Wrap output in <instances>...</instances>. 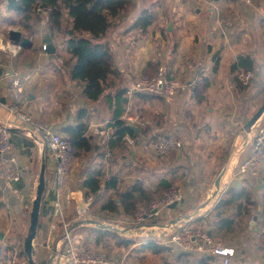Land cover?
Here are the masks:
<instances>
[{
  "label": "crops",
  "instance_id": "0c3cea01",
  "mask_svg": "<svg viewBox=\"0 0 264 264\" xmlns=\"http://www.w3.org/2000/svg\"><path fill=\"white\" fill-rule=\"evenodd\" d=\"M182 1L185 3L179 8L181 10L155 4L156 0H134L132 6L120 11L114 18L117 28L105 36L113 43L114 73L106 80L104 96L99 100H89L84 95L83 87L71 81L68 70L72 65H66V58L60 55L68 56L64 50L63 35L61 38L59 33L52 35L47 31L46 21L49 16L45 12L46 8L39 9L44 19L34 24L32 29H28L19 20L20 14L10 8L9 0H0V93L7 102L11 101L14 92L12 82L14 78L19 77L23 84L19 104L32 117V121L27 123L17 118H8L5 106L0 103V127H6L12 136V148L6 155L14 157L16 164L22 169V177L16 183L7 184L0 177V208H7L10 215L18 220L17 224L15 221L12 224L4 223L0 228V232H4L5 236L16 235L18 239L17 246L0 239V262L6 260L7 257L4 256L11 250H23L27 256L22 246L26 234L18 228L27 220V213L31 221L33 205L30 210L29 193L36 187L37 194L44 163L45 190L34 239V256L41 261L48 258V264H55L52 259L54 251L57 246L63 244L65 220L79 226L86 246L103 251L112 260V264H152L143 256L136 257L139 253L144 255L145 252L158 254L150 249L139 248L141 243H146V237L126 235L120 231L121 225H114L120 224L119 218L128 215L123 211L107 212L92 204L97 198H107L113 194L114 188L125 191L141 181L147 188L155 189L162 179L178 178L174 184L181 187L185 198L182 211H169L168 219H172L168 222L173 223L174 219L182 217V220L173 224L197 226L196 220L205 218L218 197L226 191L219 194L203 215L185 218L187 209L194 208L191 211L193 213L208 199L210 192L215 191L213 188H216L215 181L219 173L213 177L208 158L214 165L220 162L218 165L222 166L234 151L233 164L223 186H239L246 182L244 178L255 177L252 175L257 172L250 171L249 175H239L232 167L235 168L236 162L247 155L256 130L260 125H264L263 113L257 129H245L246 122L264 102V21L261 20L264 19V0H187L188 3L186 0ZM191 2L198 4L196 11L201 14L200 21L195 23L199 30L212 29L214 34L222 29L224 36L214 37L209 34V38L202 39L208 40L202 42L201 52L198 51L189 61L184 58L181 61V57L177 56L173 49L169 50L170 45L168 50L163 48L164 36H161V30L165 26L170 32L172 29L170 30L169 26L172 22L167 23L166 17L169 15L172 21L179 11L182 16H187ZM145 8L150 9L153 15L146 31L142 32V29L133 28V25ZM209 15L216 18L213 24L202 19ZM182 25L187 23L182 20ZM11 29L20 30L25 37L32 40V45L21 47L16 56H12L9 50L5 49L7 43L14 42L9 36ZM48 35L54 46L52 51L48 50V47L45 50L42 48L43 44L49 43L46 39ZM239 56L249 57L247 63L250 65L252 62L250 69L237 63ZM148 63H153L156 71L164 68L167 76L181 77L187 83L186 88L171 97L132 91L139 70L144 72ZM247 70L254 74L249 84H243L240 79L236 80L239 78V72ZM200 72L204 74L208 85L201 94L202 100L198 101L197 97L195 100L191 98L189 83ZM80 109L86 110L83 120L88 123L87 136L92 148H83L72 155L71 172L63 188L59 206L52 187L55 161L45 143V130L67 116H70L67 126L77 124ZM118 118L133 126L138 135L131 136L127 133L120 137L116 134L114 125ZM64 130L59 133L67 137ZM26 132L35 135L31 137ZM127 135L132 142L126 139ZM162 135L182 140V149L172 152L169 157H156L149 145ZM93 171H99L101 189L98 194L92 193L90 188L84 185L87 176ZM107 181H115V187L105 188ZM251 184L255 195L259 196L264 184ZM86 192L89 193L88 197L85 196ZM190 199H195L197 203L189 202ZM82 203H88L89 212L82 220L75 222L76 207ZM255 216V223L251 222L250 228L254 229L255 234L264 236V217L256 214L252 215V220ZM154 217L163 219L164 222L168 220L160 215ZM105 218L110 219L112 224H99V220ZM0 219L5 220L1 211ZM152 220L149 225L164 223ZM257 224H262V227ZM203 226L212 228L207 224ZM152 227L154 228H145L144 232H159L155 225ZM142 230L143 228L134 226L132 231L141 233ZM110 231L133 240V243L118 244L117 240L109 235ZM247 233L248 230L236 240L233 237L230 240L224 238L225 244L240 247L239 255L230 264H264V239L257 243ZM150 241L152 242H148ZM172 252V262L167 261L169 264H222L221 258L215 255L196 252L176 256L174 250Z\"/></svg>",
  "mask_w": 264,
  "mask_h": 264
},
{
  "label": "trees",
  "instance_id": "16d2710c",
  "mask_svg": "<svg viewBox=\"0 0 264 264\" xmlns=\"http://www.w3.org/2000/svg\"><path fill=\"white\" fill-rule=\"evenodd\" d=\"M133 3L134 0H9L10 8L20 14L19 20L28 29H32L34 24L44 19L39 9H51L46 21L47 31H50L52 35L63 33L64 50L68 56L60 55L66 58V65H72L68 70L71 81L83 87L84 95L89 100H99L105 94L106 80L114 73L115 64L113 43L105 36L117 28L114 18L121 10L129 8ZM152 15L151 10L145 8L133 28L138 27L142 29V32L146 31V27L151 23ZM248 60V56H239L237 63L250 69L252 62L249 65ZM155 71V65L148 63L144 73L151 76ZM207 85L208 81L205 78V81L198 86V101L202 100L201 94ZM85 116L86 110L80 109L77 124L68 125L64 130L73 147L74 155L83 148H92L87 136L88 123L83 120ZM114 127L115 133L120 137L127 133L131 136L138 135L133 126L124 119L118 118ZM251 179L249 178L237 187L230 186L218 197L207 216L196 220V225L207 224L212 227L209 230L211 234L217 238H225L226 235L236 232L241 227L240 223L243 219L256 214L263 218L264 188L260 189L259 196H256ZM177 181L178 178L162 179L155 189H149L143 182L138 181L125 191L114 188L113 194L107 198H97L92 204L98 205L107 212L123 211L124 214L132 216L141 205L146 206L153 203ZM84 185L88 186L92 193L98 194L101 189L99 171L90 173ZM110 187H115V181L106 182L105 188ZM85 196L88 197L89 193L86 192ZM108 233L120 245L133 243V240L124 238L115 232ZM139 248L141 250L150 249L154 253H162L170 249L168 246L153 241L141 243ZM203 258L206 257L203 256Z\"/></svg>",
  "mask_w": 264,
  "mask_h": 264
},
{
  "label": "built area",
  "instance_id": "2783aa9c",
  "mask_svg": "<svg viewBox=\"0 0 264 264\" xmlns=\"http://www.w3.org/2000/svg\"><path fill=\"white\" fill-rule=\"evenodd\" d=\"M47 16L50 15L51 9L46 8ZM48 45L43 44L42 48L47 49ZM12 56H16L21 49L20 44L9 42L5 46ZM243 84H249L254 77L250 71H241L238 74ZM205 81L204 74H199L190 81L191 98L197 97V88ZM13 94L12 100L6 101L0 93V103L7 110L8 118H17L23 123L32 121L31 115L19 104L20 96L23 92V84L19 77L14 78L12 82ZM187 86L179 77H168L164 68H159L155 74L149 76L142 70H139L138 76L132 85V91H145L153 95H163L165 97L175 96L182 92ZM27 135L33 137L35 134L26 132ZM45 139L49 147L51 155L55 161L54 183L52 187L57 196V204L60 206L63 195V188L68 180L72 167L73 147L67 137L57 132L53 134L49 129L45 130ZM126 139L132 142L127 135ZM183 147L182 140L162 135L150 143L149 149L156 157H169L172 152L181 150ZM12 148V136L6 127H0V177L7 184L18 182L22 177V169L16 164L14 157H7V153ZM234 153V151H233ZM238 173H249L250 171L259 172L264 167V125L258 127L257 133L250 144L249 151L246 156L241 157L236 162ZM235 170L234 167H232ZM187 172V170H186ZM185 195L177 184H172L167 191L157 200L145 207H139L134 215L119 218L120 231L126 235L146 237V242L152 240L164 246H170L173 250L175 244L181 248L193 249L202 255H215L221 258L222 264H230L234 258L239 255L240 247L227 245L224 241L219 240L210 233V229L206 226L195 225H178L170 223L172 218L168 219V213L172 210L171 204L179 205L184 201ZM89 212L88 203H82L76 207L75 222L80 221ZM163 216L167 220L161 225H149V221L154 216ZM117 218L115 214H112ZM159 228V232H144V229ZM134 226L143 228L141 233L132 231ZM52 259L55 264H112V260L108 258L101 250L90 249L86 246L83 235L79 231V226L73 224L70 220L63 221V244L57 246Z\"/></svg>",
  "mask_w": 264,
  "mask_h": 264
},
{
  "label": "rangeland",
  "instance_id": "374dc122",
  "mask_svg": "<svg viewBox=\"0 0 264 264\" xmlns=\"http://www.w3.org/2000/svg\"><path fill=\"white\" fill-rule=\"evenodd\" d=\"M260 1L263 2V0H260ZM186 2L188 3L189 1L186 0ZM157 3L162 4V5H166L169 8L176 7L177 10H181L179 8H182L183 1L182 0H156L155 4H157ZM184 3H183V5H184ZM197 6H198V4L194 5L193 2H191V5L188 8V10H189L188 11V15L187 16L186 15L182 16V13H180V11H179V13H177L174 16L172 21H171L169 15L166 14V15H168V18L166 17L167 23L169 21L172 22L171 24H173V28L170 31L171 33L167 29H165V26L161 30V36H164V40H163V42H164L163 46L164 47L163 48H166L168 50V47L170 45L169 50L173 49V51H175L177 56L181 57V61H182V58L186 59L187 61H189L190 59H193L195 57V55L198 54V51L201 52V50H202V42L203 41L206 42L208 40V39H206V40H202V39L203 38H209L208 35L209 34H213V30L212 29L211 30H208V29L199 30V27L195 25V23L199 22L200 19H201L200 11H196ZM202 19H204L206 22H210V23L213 24L216 18L213 15L212 16L209 15L207 17H203ZM182 20H183V22L187 23V25H182ZM261 20L264 21V19H261ZM66 23L67 22L65 21V25H67ZM175 29H176V31H175ZM149 31H151V30H149ZM172 31H175V32H172ZM200 34H201V37H200ZM62 35H63V33L60 34L61 38H62ZM213 35H214V37L224 36L223 30L221 29L219 33L215 31ZM199 74H202V72H200ZM168 77H173V76H168ZM179 78L182 80L181 77H179ZM237 79H239V78H236V80ZM183 82H185V81H183ZM256 129H257V126H256ZM256 133H257V130H256ZM231 140H233V137H232ZM46 141L47 140L45 139V143H46ZM244 154H246V153H244ZM207 161H208V166L210 167V169L212 168L213 177H215V175L217 173H220L221 169L224 167V165H222V166L218 165L220 162L217 163V165H214L213 162H211L210 158H208ZM175 169L178 170L180 168L179 167H175ZM237 169H238V167L237 168L235 167L234 171L237 174L242 175V173H238L237 172L238 171ZM249 173L247 175H249ZM180 176H182V173H181ZM252 176H255V177H251L252 178L251 180L256 185H258L259 183H263L264 184V167L262 168V170H260L259 172L255 173ZM244 180L247 181L248 179L244 178ZM226 187L229 188L230 185H228V184L224 185L222 190H221V193L224 190H227ZM235 187H237V186H235ZM213 190H215V188H213ZM212 192L213 191L210 192L209 197L212 196ZM204 194H205V192H204ZM35 197H36V187H34L33 191L29 193V206L28 207L30 208V210L32 209L33 200L35 199ZM201 197H202V194H201ZM195 201H196L195 199H190L189 200V202H192V203H194ZM195 203H197V202H195ZM196 206L198 207V204ZM141 207H145V205H141L140 208ZM172 209H176V210L178 209V210L182 211V202L179 205L175 204V206ZM192 209H194V208L187 209L185 214H191ZM0 211L2 212L3 217L5 218V220H1L0 219V228L4 226V223L12 224L14 221L16 222V224L18 223V220L16 218H13L10 215L9 210L7 208L1 207ZM174 213H175V211H174ZM26 217H27V220L23 222V225L21 223L20 228H18V229L23 230L25 232L24 234L27 235V232L29 230V224H30V216H29L28 213L26 214ZM152 219H153L152 221L156 220L157 222H159L158 220H160L162 222L165 221L163 219L156 218V217H153ZM252 219H253V217L243 219L242 222L240 223L241 227L238 228L236 232L226 235L225 238H227V240H230L231 237H233V238H235L234 240H236L239 237L241 238V236L244 234V232L248 230L249 233H247V234L251 235V237H253L255 242L260 241V239L263 240L264 239L263 234H258V233L255 234L254 233V229L250 228ZM99 222H100L99 224H102L103 222L106 223V224H112V221L110 219L108 220L107 218L100 219ZM114 225H120V224L119 223H115ZM257 225L259 227H262V224H257ZM219 240L224 241V238H219ZM22 246H24V245H22ZM168 247H170V246H168ZM261 248H263V247H261ZM109 249H110V247H108L107 250H109ZM130 254H131V252L129 253V255ZM172 254H173L172 248L170 247L169 250L164 251L162 253H158V254L150 253L149 254L148 252H145L144 255H140V253H139L138 256H136V257L143 256L146 259H149V261L152 264H169L167 261H171L172 262ZM4 258H6V260H2L0 262V264H5V263L8 264L7 262H10V264H29V260H28L29 258H28V256L25 255L23 250H20V251L11 250L8 253V255L4 256ZM33 259H34L36 264H48V258L42 259V261H41L37 256L33 255ZM180 264H182V263H180Z\"/></svg>",
  "mask_w": 264,
  "mask_h": 264
},
{
  "label": "water",
  "instance_id": "95a60500",
  "mask_svg": "<svg viewBox=\"0 0 264 264\" xmlns=\"http://www.w3.org/2000/svg\"><path fill=\"white\" fill-rule=\"evenodd\" d=\"M169 29H172V24H170ZM9 36L11 41H14L16 43H19L21 47H29L32 45V40L28 37H25L23 33L20 30L17 29H11L9 31ZM47 41L48 43V50L52 51L54 50V46L50 41L49 35L47 36ZM264 113V102L263 104L259 107V109L254 113V115L246 122L245 124V129L247 130H253L259 123L262 115ZM70 116H67L66 119L62 120L61 122L54 123L50 126V131L55 134L67 126V121ZM233 164V152L228 156L225 165L219 175L216 178L215 181V191L213 192L212 196H210L198 209H196L193 213L191 214H186L184 215L185 218H192V217H197L201 216L205 213L207 207L214 202L219 194L221 193V190L223 188V184L226 178L227 173L229 172L230 167ZM45 168H46V163L43 164L42 170L39 176V183L37 186V194L36 197L33 201V209L31 212V221H30V226L28 230V234L25 237L24 240V249L25 252L29 258V264H36L33 255H34V239L37 235V227H38V222H39V215H40V206H41V199L45 190ZM264 187V185L262 186ZM176 203L171 204V207H174ZM257 216H255L254 220H252V224L255 223ZM182 220V217L176 218L173 220V223H176V221ZM0 239H3L6 243L17 246L18 245V239L16 235L12 236H5L4 232H0ZM174 253L176 256L180 254H196V251L193 249H188V248H181L177 244L174 245L173 247Z\"/></svg>",
  "mask_w": 264,
  "mask_h": 264
}]
</instances>
